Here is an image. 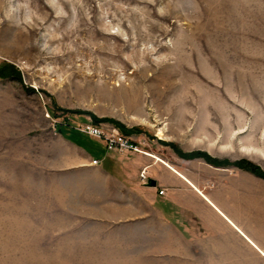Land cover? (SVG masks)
<instances>
[{
  "label": "rangeland",
  "instance_id": "1",
  "mask_svg": "<svg viewBox=\"0 0 264 264\" xmlns=\"http://www.w3.org/2000/svg\"><path fill=\"white\" fill-rule=\"evenodd\" d=\"M1 70L0 264L93 263L62 244L84 155L61 131L264 182L240 168L264 174V0H0Z\"/></svg>",
  "mask_w": 264,
  "mask_h": 264
},
{
  "label": "crops",
  "instance_id": "2",
  "mask_svg": "<svg viewBox=\"0 0 264 264\" xmlns=\"http://www.w3.org/2000/svg\"><path fill=\"white\" fill-rule=\"evenodd\" d=\"M63 132L84 155L64 171L77 179L62 209L65 252L92 264H264V182L172 151L108 152L89 138L93 157Z\"/></svg>",
  "mask_w": 264,
  "mask_h": 264
},
{
  "label": "built area",
  "instance_id": "3",
  "mask_svg": "<svg viewBox=\"0 0 264 264\" xmlns=\"http://www.w3.org/2000/svg\"><path fill=\"white\" fill-rule=\"evenodd\" d=\"M83 132L91 137L101 140L104 143L107 151L117 152L119 154L138 153L146 155V153L139 149V147L134 142L113 130L105 132L102 130V128H98L89 124L83 129ZM92 164L96 165L97 161L93 160ZM140 178L141 181H146L143 171L140 173ZM159 193L162 195L164 192L160 191Z\"/></svg>",
  "mask_w": 264,
  "mask_h": 264
},
{
  "label": "trees",
  "instance_id": "4",
  "mask_svg": "<svg viewBox=\"0 0 264 264\" xmlns=\"http://www.w3.org/2000/svg\"><path fill=\"white\" fill-rule=\"evenodd\" d=\"M6 76H7L6 73H4L1 70L0 71V77L5 78ZM119 127L121 128V130L123 129L121 126H119ZM179 156L181 158H184V159H193V158L203 157V158H205V161H207L209 164L213 165L214 167H218L219 166L215 162L209 161L208 158H206V157H204L203 155H200V154H188V155H179ZM240 168L244 169L245 171H248V172H250V173H252V174L256 175L257 177H260V178H262L264 180V174L259 170V168L257 166H253V165L247 163L245 166H241Z\"/></svg>",
  "mask_w": 264,
  "mask_h": 264
},
{
  "label": "water",
  "instance_id": "5",
  "mask_svg": "<svg viewBox=\"0 0 264 264\" xmlns=\"http://www.w3.org/2000/svg\"><path fill=\"white\" fill-rule=\"evenodd\" d=\"M146 184H147L148 187H153V186H155V182L152 181V180H148Z\"/></svg>",
  "mask_w": 264,
  "mask_h": 264
},
{
  "label": "bare ground",
  "instance_id": "6",
  "mask_svg": "<svg viewBox=\"0 0 264 264\" xmlns=\"http://www.w3.org/2000/svg\"><path fill=\"white\" fill-rule=\"evenodd\" d=\"M157 136L159 138L163 139L164 138V133L162 131H159L158 134H157ZM157 161H159V160L157 159Z\"/></svg>",
  "mask_w": 264,
  "mask_h": 264
}]
</instances>
